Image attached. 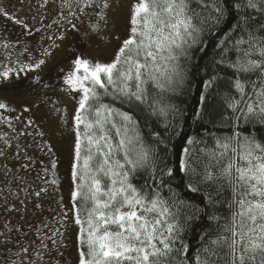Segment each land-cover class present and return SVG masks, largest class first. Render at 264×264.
I'll return each mask as SVG.
<instances>
[{"label": "snow or ice", "instance_id": "1", "mask_svg": "<svg viewBox=\"0 0 264 264\" xmlns=\"http://www.w3.org/2000/svg\"><path fill=\"white\" fill-rule=\"evenodd\" d=\"M198 2L204 8L209 7L208 4H204V0H198ZM109 3L110 0H83L81 11L83 12V9L87 7H95L99 10L97 15L103 19ZM261 4H264V0H247L246 7L260 9ZM210 7L216 13L215 19L211 14L201 19L200 14L190 8L189 0H137L132 7L130 34L123 40L115 58L109 63H100L89 61L82 56L75 57L70 70L64 74V83L72 91L80 93L79 109L94 112L96 119L92 122H86L79 113L74 117V121L77 127L85 123L86 128L97 130L98 135L88 136L87 139L89 145L95 146V151L100 157L92 182L87 185V192L82 191L85 187L82 183L72 193L83 201L82 207L88 202L92 203L91 208H85L86 219L81 220L79 208L75 212L74 223L80 225L79 264H125V262L171 264L174 258L173 253L186 254L187 246L180 239L183 227L173 218L178 215L179 206L185 208L193 206L180 199L179 194L171 188L169 192L172 203L169 204V200L161 197L158 189H154L149 197L128 182L129 173H135L138 168L145 167L155 150L145 143L133 112H123L108 104L100 103V100L102 92L104 96L119 98L122 102L144 104L147 101L145 86L149 81L153 82L155 87L164 90L165 85L160 83L159 77L154 74V69L159 71L158 58L165 62L176 61L170 70L162 73L167 77L168 84L177 80L182 82L180 57L187 58L193 48L202 50L206 46V35L211 33V29L206 30L203 27L204 23L211 20L214 25H219L224 16L223 9L217 7L215 3H212ZM235 7L239 9L240 5L237 4ZM260 10L264 11V9ZM0 14L9 16V13L3 9H0ZM194 19H198L199 24L194 23ZM16 23L23 22L17 19ZM24 27L27 28V25ZM248 36L247 41L241 38L235 42L236 46L245 43L249 45L247 50H243L245 59L241 60L238 57L235 63L229 64V67L238 73L260 71L264 76V59H247L252 55L253 48L261 57H264V47H259L256 43L264 38L255 37L251 32ZM237 50L242 49L237 47ZM47 54L45 52V55ZM44 63L45 61L40 59L34 65L21 64L19 71L23 72L26 68L38 69ZM11 71L12 69H8L0 75L6 77ZM132 82H135L134 88ZM232 86L239 93L240 99L230 98L227 101L228 108L233 112L239 110L246 122L254 119L264 124V81L259 90L254 89V100L252 97L245 100V85L241 80L236 79ZM90 101L96 102L99 106L93 108ZM5 107L6 105L0 103V108ZM150 107H152L153 115L167 117L169 111L167 107L151 105ZM113 115L119 117V126L112 120ZM110 123L118 137L115 143L112 142L111 129L107 127ZM155 135L158 136V134ZM233 141H236V147H233ZM187 143L192 144L193 139L189 138ZM216 145L220 151L209 153V155L215 159L217 156H225L231 150L232 162L220 170L219 176H214L208 171V166H205L201 182H215L223 179L231 185L233 170H235L237 183L233 185L234 194L237 188H243L245 191L240 193L242 198L237 201L243 210L233 216L231 226H225V231L231 233V239L221 236L212 243L227 245L230 249V264H246L245 253L249 254L247 260L254 264L256 254H264V236L259 237L261 242L249 238V242L245 244L244 238L248 233L242 234L237 230L236 217L247 216L253 224L258 218L264 220V144L256 141L255 137H241L239 133H234L232 137L217 138ZM91 151L90 147L89 152ZM182 151L184 158L179 161L180 170L185 175L194 174L195 169L189 162V149L185 147ZM114 153L123 154L124 163L119 160L114 161L115 165L122 170L120 172L114 171L110 164ZM77 156H79V146ZM236 157L241 163H236ZM89 159H92L91 155L85 159L84 168H88ZM166 174L172 176L173 170L169 168ZM99 175L111 179L106 189L101 187V180L97 178ZM115 177L120 179L117 180ZM80 179L83 180V176ZM185 187L191 192L199 191V188L191 182ZM246 196L259 197V199L247 201L248 207L245 209L246 201L243 197ZM173 207H176L177 211L174 212ZM193 218L186 217L188 220ZM113 227L117 230L113 231ZM257 227L264 232V224ZM255 231L254 228L248 230V232ZM177 242L180 243L179 248L175 247ZM238 245H243V250L239 253H237ZM84 248H87V252ZM24 251L27 252V249ZM197 264H208V260H201L198 255ZM261 264H264V259L261 260Z\"/></svg>", "mask_w": 264, "mask_h": 264}, {"label": "rangeland", "instance_id": "2", "mask_svg": "<svg viewBox=\"0 0 264 264\" xmlns=\"http://www.w3.org/2000/svg\"><path fill=\"white\" fill-rule=\"evenodd\" d=\"M136 2L110 0L101 19L95 7L81 11L83 0H0L9 13L0 14V73L12 69L0 75V103L6 105L0 108V149L25 161L23 172L15 168L12 176L0 164V264H79L72 193L80 93L64 83V74L75 57L111 62L130 34ZM40 59V68L19 71ZM31 76L19 83L23 87L12 85Z\"/></svg>", "mask_w": 264, "mask_h": 264}, {"label": "trees", "instance_id": "3", "mask_svg": "<svg viewBox=\"0 0 264 264\" xmlns=\"http://www.w3.org/2000/svg\"><path fill=\"white\" fill-rule=\"evenodd\" d=\"M212 3L223 9L224 16L219 25H214L211 20L204 23L203 27L206 30L211 29V33L206 35V46L202 50L193 48L187 58L180 57L179 64L183 72L182 82L177 80L168 84L167 77L162 73L170 70L176 61L165 62L158 58L159 71L154 69V74L159 77L160 83L165 85V89L161 90L149 81L145 86L147 89L146 103L129 104L122 102L119 98L104 96L101 92L100 103L135 114L145 143L155 150L145 167L138 168L135 173H129L128 182L149 197L153 194L154 189H158L161 197L169 200V204L172 203L169 192L171 188L179 194L180 199L193 206L192 208L179 206L178 215L173 218L178 220L183 227L180 239L187 249L185 255L173 253L174 258L171 260V264H197L198 255L201 260L207 259L208 264H230V249L227 245H215L212 241L218 240L221 236L231 239V233L225 231V226H231L233 216L243 210L237 201L242 198L240 193L245 189L237 188L234 194L233 185L237 183L235 170H233L231 185L223 179L215 182H201L205 166H208V171L214 176H219L220 170L232 162L233 153L231 150L225 156H217L215 159L209 155V153L220 151L216 145L217 138L232 137L234 133H239L241 137H255L256 141L264 144V124L258 123L254 119L246 122L239 110L233 112L227 106V101L230 98L240 99L239 93L232 86L233 81L239 79L244 83L245 100L248 97H252L254 100V89L259 90L262 81H264V76L260 71L238 73L229 67V64L235 63L238 57L241 60L245 59L243 50L249 48L247 43L236 46L237 40L243 38L247 41L249 32L255 37L264 38V11L260 10L264 9V4L260 5V9H253L246 7L247 0H204V4L209 5L208 8H204L198 0H189L190 8L199 13L201 19L207 18L210 14L213 19L216 18V13L210 7ZM237 4L240 5L239 9L235 7ZM194 23L199 24V20L194 19ZM226 36L227 38H225ZM256 43L259 47H264V39L258 40ZM237 47L242 50L238 51ZM247 59L262 60L264 57H261L253 48L252 55ZM210 81L211 83H209ZM29 83L27 82V85ZM132 87H135V82H132ZM90 103L93 108L99 106L94 101H90ZM150 105L167 107L169 109L167 117L159 114L153 115ZM241 106L243 107V102ZM78 113L85 118L86 122L96 119L94 112L78 109ZM112 120L117 126L120 125L119 117L113 115ZM107 127L111 129L110 135L112 142L115 143L118 139L115 130L111 128V123ZM78 130L80 141L78 144L79 156L76 153L75 189L83 183L85 187L82 191L87 192V185L91 184L100 160L95 146L89 145L87 137L98 135V132L95 128H86L85 123H81ZM189 138L193 139L192 144L187 143ZM232 144L233 147H236V141H233ZM90 147L92 148L91 153L89 152ZM185 147L189 149V162L195 169L194 174L185 175L180 170L179 161L184 158L182 150ZM90 155L92 159L88 160V168H84V161ZM115 160L124 163L123 154L114 153L110 159L113 170L122 171L115 165ZM236 163H241L238 157H236ZM169 168L173 170L172 176L166 174ZM81 176H83V180L80 179ZM97 178L101 180V187L104 189L111 183L109 177L99 175ZM115 179L119 180L120 177H115ZM190 182L199 188L198 192H191L185 187ZM209 197H211V202H209ZM243 199L246 201L244 205L246 209L247 201H255L259 197L246 196ZM74 202L75 208L80 209L81 220L86 219L85 208H91L92 203L88 202L82 207L83 201L75 196ZM172 210L175 212L177 208L173 207ZM186 217L194 218L188 220ZM212 217H216V219H211ZM236 221L237 230L242 234L248 233L244 238L245 244L249 242V238L261 242L259 237L264 236V232H261L257 225L264 224V220L258 218L253 224L247 216H237ZM250 228H254L256 231L248 232ZM112 230L116 231V228L113 227ZM175 247L179 248L180 243L177 242ZM242 250L243 245H238L237 253ZM84 251L87 252V248H84ZM248 255L245 253L246 264H252L247 260ZM262 259H264V254L257 253L254 264H261Z\"/></svg>", "mask_w": 264, "mask_h": 264}, {"label": "crops", "instance_id": "4", "mask_svg": "<svg viewBox=\"0 0 264 264\" xmlns=\"http://www.w3.org/2000/svg\"><path fill=\"white\" fill-rule=\"evenodd\" d=\"M29 140H27L28 142ZM25 142V143H27ZM25 149H27V147H25ZM0 154H2L4 156L3 160L0 161V164H1V168L2 170L5 169V172H7V174L9 176H12V175H16V173L19 171V172H23L21 169H22V166L25 165V161H22L21 163H18L19 161V157H18V154L17 153H9L8 151L4 149H0ZM38 159H42V155H41V152H39V154L37 155ZM23 160H27V159H24L22 158ZM16 164H19L18 167H16L15 165ZM17 169V172L12 174V171L14 169Z\"/></svg>", "mask_w": 264, "mask_h": 264}, {"label": "flooded vegetation", "instance_id": "5", "mask_svg": "<svg viewBox=\"0 0 264 264\" xmlns=\"http://www.w3.org/2000/svg\"><path fill=\"white\" fill-rule=\"evenodd\" d=\"M33 77H35V76H31V77H28V78H23V79H21V80H19V81H17V82H15L14 84H12V85H19V83H21L22 81H24V80H28V79H33ZM19 78V77H18ZM0 85H2V84H0ZM20 87H23V86H21V85H19ZM26 86H27V84H26ZM8 88V87H7ZM9 88H14V87H9Z\"/></svg>", "mask_w": 264, "mask_h": 264}]
</instances>
